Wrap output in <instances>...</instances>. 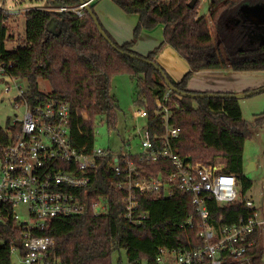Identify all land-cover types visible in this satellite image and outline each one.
Masks as SVG:
<instances>
[{"label": "trees", "instance_id": "trees-1", "mask_svg": "<svg viewBox=\"0 0 264 264\" xmlns=\"http://www.w3.org/2000/svg\"><path fill=\"white\" fill-rule=\"evenodd\" d=\"M99 1H93L90 8L100 22L96 12ZM111 1L124 14L137 17L132 39L123 44L117 43L100 22L112 43L119 50L158 66L157 54L166 45L173 47L190 66L181 82L171 81L181 93L199 94L189 90L188 84L200 71L264 72V37L255 40V33L243 22L236 26L241 19L242 5L263 4L264 0H213L210 20L199 16L200 0L193 9L189 7L191 0ZM79 4V0L49 2L53 6L77 7ZM24 19V40L15 51H7L6 45L12 40L10 20L15 18L0 9V57L13 65L11 73L27 80L35 93H39L40 81L45 80L54 97L70 103L75 113L73 138L79 147L86 144L90 149L93 147L98 121H106L110 129H117L120 108L111 94L112 79L131 76L137 81L135 104L147 110L146 124L155 146L163 150L166 143V118L163 108L157 105L161 101L172 110L169 126L179 130L177 138L169 139L170 149L180 157L189 158L193 164L219 166L220 173L235 175L241 195L246 196L252 182L245 174L244 150L252 133L243 118L240 101L220 97L232 93H213L218 96L193 99L171 92L153 66L114 50L86 11L79 18L71 11L57 13L49 7L36 8L27 10ZM52 21L55 30L50 28ZM158 27H163L162 42L147 55L137 53L134 48L140 37ZM246 39L250 44L242 45ZM255 90L258 89L245 93ZM82 111H87L88 122L81 118ZM255 125L264 126V113L255 119ZM7 140V132L0 128V144ZM133 160L146 174L173 171L169 161L139 163L136 157ZM108 161H99L90 185L82 192L85 214L55 219L41 233L55 240L54 253L61 264H113L114 254L122 250L130 264H155L159 248L194 252L204 246L198 237L192 197L181 192L161 200L149 195L140 197L141 210L149 214V219L139 225L130 224L125 218L124 194L115 186L118 177ZM99 201L105 203L107 212L94 216L93 205ZM207 208L216 228L238 222L249 214L242 202L221 206L213 197L207 201ZM192 217L194 227L188 224ZM13 229L11 220L0 223V264H12V241L21 245L19 232ZM250 255L253 264H261L262 246L256 245Z\"/></svg>", "mask_w": 264, "mask_h": 264}, {"label": "built area", "instance_id": "built-area-1", "mask_svg": "<svg viewBox=\"0 0 264 264\" xmlns=\"http://www.w3.org/2000/svg\"><path fill=\"white\" fill-rule=\"evenodd\" d=\"M93 1L77 7L60 5L50 10L71 11L81 18L85 6ZM5 12L12 18L20 14ZM12 67L0 57V84L4 85L8 101L22 114V118H16L5 129L8 140L0 144V223L11 220L13 231L19 232L21 245L12 241L10 250L11 255L19 256L20 264H61L54 253L55 240L41 233L48 230L55 219L85 214L82 192L90 185L100 160H109V167L118 177L115 186L124 194L125 218L132 225L149 219V214L141 210L139 200L142 196L161 200L181 192L192 197L198 237L204 246L194 252L159 248L155 264H253L250 251L256 245L262 246L264 241L263 192L259 201L241 197L235 175L220 173L219 166L193 164L189 158L175 154L169 147V139L177 138L179 130L169 126L172 114L169 107L157 101L166 118L163 150L151 139L146 124L148 113L143 107L135 114L137 120L145 121V127L139 132L142 153L117 155L94 143L91 149L89 144L79 147L73 138L75 113L70 103L54 97L51 92L43 93L40 88L39 93H35L27 80L11 73ZM80 116L84 122L89 121L87 111H82ZM85 136L90 138V135ZM95 136L94 129V141ZM135 157L139 163L169 161L173 171L146 174L133 160ZM211 197L221 206L242 202L249 214L238 222L216 228L207 208ZM106 212L103 201L93 205L94 216ZM188 224L194 227L193 217Z\"/></svg>", "mask_w": 264, "mask_h": 264}, {"label": "rangeland", "instance_id": "rangeland-1", "mask_svg": "<svg viewBox=\"0 0 264 264\" xmlns=\"http://www.w3.org/2000/svg\"><path fill=\"white\" fill-rule=\"evenodd\" d=\"M50 1L51 0H0V9L8 12L20 13L19 16L15 18V21L10 20L12 29L9 36L12 37V40L6 45L7 51H15L20 41L24 40V11L36 8H56L57 6L49 5ZM212 1L213 0H200L198 10L199 16H204L210 20L209 9ZM98 5L100 7L111 6L114 4L111 0H100ZM96 12L105 27L109 24H112L113 26L117 25L109 16H104V14H101L97 9ZM126 17H128V19H137L136 16L131 15H126ZM237 25L238 24L236 23V26ZM211 26L214 30V26ZM131 36L133 37V33ZM247 44H250V42L248 43V40L246 39L242 45ZM136 82L137 81L134 78L127 75L115 76L112 79L111 94L117 99L120 108L118 126L115 130L110 129L106 121H100L95 127L96 136L94 144L96 147L107 150L109 149L117 155H124L126 153L135 155L143 152L139 132L145 127V121L137 120L135 117L136 112L140 109V107L135 104L137 98ZM247 86L254 88L256 84ZM39 88L43 93L47 94L52 91L50 84L45 80L40 81ZM260 88L263 87H258V89ZM11 96H14V94ZM8 100L9 98H6L4 94V85L0 84V128L4 130L7 129L16 118H22L21 112L18 111ZM239 101L243 108V118L247 122L252 133V138L246 141L244 150L245 171L249 164L255 165V170L246 174V177L252 182V188L247 192L246 196H240L254 198L256 201H259L263 192L264 180V126L256 127L255 119L261 117L264 113V91L240 99ZM18 211L21 212V209ZM1 245L2 244L0 243V246ZM262 249L263 256L261 264H264V241L262 242ZM167 260L168 257H165V261ZM12 264H20L19 256L17 254L12 255ZM113 264H130L124 250L114 254Z\"/></svg>", "mask_w": 264, "mask_h": 264}, {"label": "crops", "instance_id": "crops-1", "mask_svg": "<svg viewBox=\"0 0 264 264\" xmlns=\"http://www.w3.org/2000/svg\"><path fill=\"white\" fill-rule=\"evenodd\" d=\"M96 9L101 14H104V16H109L117 24L115 25L117 27L112 24L106 25L105 27L100 20L101 24L117 43L123 44L132 39L131 34L136 26L137 19H128V17L114 5L100 7L98 5ZM162 40L163 27H158L154 31L145 32L137 41L134 49L141 55L148 54L155 49ZM156 62L164 69L170 80L174 83L181 82L184 76L190 71L188 62L170 45L164 46L157 54ZM255 81L260 82L258 83ZM253 84H256L254 88L247 86ZM258 87H264V72L204 70L195 73L188 84V89L197 93L236 94L245 93L247 90L258 89ZM241 109L243 113V108L241 107Z\"/></svg>", "mask_w": 264, "mask_h": 264}, {"label": "water", "instance_id": "water-1", "mask_svg": "<svg viewBox=\"0 0 264 264\" xmlns=\"http://www.w3.org/2000/svg\"><path fill=\"white\" fill-rule=\"evenodd\" d=\"M198 1L199 0H191L190 3H189V7L192 8V9L195 8V6H196ZM86 2L87 1H85V0H79L80 5L86 4ZM240 10L242 12H244L248 16L249 22H250V24L252 26H254L255 30L264 29V3L263 4H254V5L246 3V4H244V5H242L240 7ZM85 11L91 16V18L95 22V24H96L101 36L113 47L114 50L118 51L122 55L127 56V57H129L131 59H136V60L145 62V63L153 66L157 71H159L161 73L162 77L165 80V83H166L167 87L169 88V90L171 92H175V93H177L179 95H182L183 97H190V98H193V99L214 98V97L218 96V95L213 94V93L191 94V93H181V92H179L173 86L171 80L168 78V76L166 75V72H164V70L162 69L161 66H158L154 62H150V61L144 60V59H142V58H140L138 56H135V55H132V54H129V53H126V52H123V51L119 50L117 48V46L112 43L111 39L107 36L105 31L101 27L100 22L98 21V18L96 17V15H94V13H93L92 9L90 8L89 4H87L85 6ZM50 28L55 30V22L54 21L51 22ZM262 91H264V87L260 88L258 90H255V91H250L248 93L223 94V95H220V97L234 98V99L240 100V99H244V98H246L248 96H252L254 94L260 93ZM253 170H255V165L254 164H249L246 167V171H245L246 173L245 174H248V173L252 172ZM262 200H264V180H263V197H262Z\"/></svg>", "mask_w": 264, "mask_h": 264}, {"label": "flooded vegetation", "instance_id": "flooded-vegetation-1", "mask_svg": "<svg viewBox=\"0 0 264 264\" xmlns=\"http://www.w3.org/2000/svg\"><path fill=\"white\" fill-rule=\"evenodd\" d=\"M239 16L241 19L238 20L239 22L237 21V24H239L240 22L245 23L249 27V29H251V32L255 33L253 36L255 40H259L263 37L262 35H264V29L255 30L254 26L250 24L248 16L241 10L239 11Z\"/></svg>", "mask_w": 264, "mask_h": 264}]
</instances>
